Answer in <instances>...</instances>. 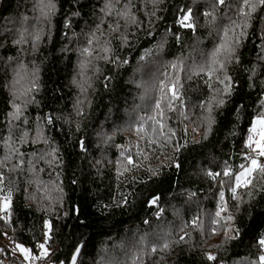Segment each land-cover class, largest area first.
<instances>
[{"label": "trees", "instance_id": "1", "mask_svg": "<svg viewBox=\"0 0 264 264\" xmlns=\"http://www.w3.org/2000/svg\"><path fill=\"white\" fill-rule=\"evenodd\" d=\"M53 2L56 12L45 19L38 7L40 0H0V39L7 37L0 46V158L8 151L9 129L25 153V161L35 160L32 152L39 154L52 148L60 157L51 167L36 161L39 179L48 186L47 195L52 200L45 198L44 185L29 183L33 174L27 169L31 165L26 163L23 172L9 174L14 189L11 223H6L0 213V243L9 258L19 264L23 261L18 249L13 252L15 243H23L39 254L35 245L43 242L44 222L51 220L54 236L50 251L55 254L52 259L56 264H68L80 245L84 247L78 264H216L206 260V252L217 256L218 264H258V257L264 254L257 244L264 234V191L259 187L250 189L253 194L249 195L240 190L241 200L233 201L228 199L231 193L227 185L222 187L205 172L221 171L226 163L236 171L250 151L245 147L248 129L264 100V20H253L237 50L238 60L227 65L226 73H219L221 79L225 74L232 78L234 88L229 96L218 94L217 90L224 86L215 79L209 87L204 75L185 77L193 66L210 60L220 40L218 30L228 26L230 16L236 18L231 0L229 6L217 10L212 24L208 23L211 18L197 13L195 31L180 28L175 22L178 9L206 8L207 0L195 4L192 0H162L155 16L151 15L153 6L146 0H132V12L140 24L125 28L124 21H120L126 41L110 31L118 17H108L101 11L105 0ZM125 3L120 0L117 7L123 8ZM260 15L264 12L257 13V17ZM97 26L101 30L96 33L98 39L111 41L110 55L115 61L94 60L100 71H87L91 86L82 94L74 83L84 79L80 64L85 58L80 53ZM21 32L27 42L17 45L14 41ZM36 33L40 34L39 41L34 39ZM161 41L166 42L158 48ZM145 50L152 52L150 63L143 72H137L138 65L145 63L140 60ZM179 60L184 61L185 68L180 73L183 106L177 103V111L167 113L168 126L176 135L170 141L151 134L141 138L135 131L141 123L139 117L145 118L146 130L153 126L148 117L154 114L159 97L153 86L164 80L165 74L174 77L177 73L170 65ZM27 67L29 71L37 68L38 74L33 77L28 70L25 72ZM18 72L25 80L14 88ZM135 77L158 78V82L144 83L140 91ZM31 79L36 80L39 90L29 94L36 102L24 109L28 123H9L13 102L21 103L23 99H17L14 92L28 87ZM145 87L151 91L141 100ZM214 95H222L226 103L215 107L213 102L214 123L209 132L203 123L207 112L199 105L204 100L211 101ZM85 96L91 104L78 116L74 104ZM47 116L54 118L52 125L46 123ZM108 121L128 122L126 128L113 124L111 129ZM37 125L43 126L49 143L21 145L17 139L20 131L28 130L34 135ZM198 133L199 138L192 140ZM150 139L157 143H149ZM81 140L86 151L79 146ZM96 148L105 160L98 156ZM125 155H132L137 166L122 168ZM57 184L62 193L52 190ZM221 190L226 191L228 211L234 217L228 226L239 230V239L227 242L226 229L211 223ZM153 197L160 198L158 206L150 203ZM161 208L163 212H158ZM196 216L201 218L202 229L191 226ZM212 228L217 229V234H212ZM9 233L16 236L15 242L8 240ZM184 233H188L185 241L177 243ZM165 242L170 247L162 250ZM153 246L157 248L155 253L151 252Z\"/></svg>", "mask_w": 264, "mask_h": 264}, {"label": "snow or ice", "instance_id": "2", "mask_svg": "<svg viewBox=\"0 0 264 264\" xmlns=\"http://www.w3.org/2000/svg\"><path fill=\"white\" fill-rule=\"evenodd\" d=\"M162 0H146V3H150L153 6V10L151 12L152 16H155V9L158 4H160ZM232 3L235 4V19L231 16L229 17V24L218 30V35L220 36L219 43L215 46L213 51L211 52L210 60L205 61L204 63L195 65L190 70V75L186 76V79H191L192 76H200L204 75L207 77L205 83L208 84L209 87H212V81L215 79L224 87L222 90H217L218 94H226L231 95L234 85L231 83L232 78L228 75H224L221 79L219 73L225 72L226 67L230 63H234L238 60L237 50L242 46L243 40L246 37L247 30L252 27V22L254 19L264 20V15H260L257 17L258 12H264V0H231ZM120 3V0H105L104 7L101 11L107 15L108 17H112L115 15L118 17L113 22V26L110 28L112 33H119L122 40H127V37L123 35L121 32V23L123 20V27H128L129 25H139L140 21L137 19L135 14L132 12V8L134 4L132 0H126V3L121 10V8L117 7ZM193 3H197V0H193ZM230 5V0H207L206 8H198L194 10L192 7H188L186 9H178V15L176 18V23L180 26V28L190 29L195 31L196 22L195 18L197 13L202 15L205 18H211L208 23H214L216 19V12L221 7H227ZM41 16L45 19H50L52 15L56 12V4L53 0H40L38 5ZM78 14V13H74ZM24 31H27L25 29ZM100 27L97 26L96 31L92 32L90 36L87 38V45L81 50V56L85 59L80 64V75L84 77L83 80L74 81L77 87L80 89L81 93H87L90 85V77L86 75L87 71L91 69L95 73H99L100 69L97 68L93 61H105V62H114L115 57L110 55L112 49L110 47L111 41L104 40L101 42L96 33L100 32ZM103 34V33H102ZM175 36V33H172ZM262 35H264V30H262ZM40 34L36 33L34 39L36 41L40 40ZM178 39V37H177ZM7 40V37H3L0 39V46ZM27 42L25 40L23 32L20 33L19 38L14 41L17 45ZM166 41H161V43L157 46L158 48H162ZM151 50H145L143 56L140 57L141 61H144V64L138 65L136 71L143 72L145 68H147L150 63L149 58L151 57ZM122 63L127 64V60H123ZM24 66L21 65V68ZM170 67L177 73L174 77H168L165 74V79L158 82V84L154 85L159 92V97L154 105V114L148 117V120L152 121V127L150 130L145 129V118L139 117L141 123H139L135 131L137 135L143 136L147 135H159L163 136L166 141H170L175 135V131L168 126L167 116L168 112H176L177 108L175 105L179 103L183 106V89L184 84L182 82V78L180 76L181 72L185 71L184 61L179 60L176 63H172ZM35 76V73H33ZM18 79L15 81L13 87L15 85H20L23 80H25V76L21 75V73H17ZM110 79V78H106ZM107 86V85H106ZM144 86V85H141ZM39 90V85L35 79L29 80V86L16 89L14 95H16L17 99H21V103L13 102L12 109L13 111L10 113L11 120L9 123L13 121H20L22 124H27V117L24 116V109L27 107L29 103H35V97L30 96V93ZM151 89L145 87V94H147ZM85 99H78V105H83L85 103ZM213 102L215 107H223L226 103L225 99L221 95V98H217L216 95L212 97V100H204L199 107L202 110L207 112V115L204 117L203 123L206 124L207 130L210 132L212 128V124L214 123V117L211 115L213 112ZM76 114L78 116L83 115V108L77 107ZM181 115L187 119V115L184 112H181ZM46 123L48 125H52L54 123V118L52 116H47ZM34 135H32L28 130H21L17 139L21 145L25 144H48L49 139L44 134L43 126L37 125V127L33 130ZM249 135L247 137L246 149H249L244 155V163H241L239 169L234 171L230 166L225 165V167L221 171H212L208 170L205 172V175L208 176L211 180L218 181L219 184L223 187L227 185V191L231 193V196L228 199L233 201H240L241 197L239 196L240 190L248 191L249 195L253 194V191H249L250 189L256 190L259 187L260 191H264V100L260 101V109L256 113L254 119L251 121V127L248 129ZM106 139H110L107 137ZM149 143L156 144L157 140L150 139ZM8 151L7 153L0 158V213H3V219L6 223H11V214H12V205H13V195L14 189L11 186V176L10 173L15 172H23L25 170L26 163L31 165L27 169L28 172L33 174L32 179L29 180L30 184L36 185H44V191L46 193L45 198L52 200L48 193V186L44 184L43 181L39 179L37 174V164L36 161H44L50 167L54 163L58 162L60 157L58 155V150L52 148L50 150L41 151L39 154L37 152H32L31 155L35 158V160L25 161L24 156L25 153L20 150L17 146L16 141L13 140V132L12 129H9V137L7 140ZM79 146L82 150L86 151L84 142L81 140L79 142ZM127 151V150H125ZM123 155V153H122ZM137 155H143V153H137ZM136 167L137 162L133 159L132 155H125L123 161L121 162V167L125 170H130L127 166ZM177 168L180 167L179 164L176 165ZM39 171L43 172L44 169H39ZM123 174V173H121ZM58 193H62L63 189L57 184L52 189ZM191 196H195V193H191ZM219 196V205L218 210L214 213V218L211 223L214 225H220L221 229H226L225 231V242L228 240L239 239V230L233 229L228 225L234 220V217L229 214L228 211V199H226V191L221 190L218 192ZM62 197H57L60 199ZM127 204V201H124ZM153 206H158L160 203L159 197H153L150 201ZM158 212H163V209H158ZM224 221L222 224L221 222ZM147 223V221H145ZM191 226L194 228L202 229V221L199 216H196L190 222ZM44 228L46 231L43 233L44 240L43 242H37L35 245L36 248L40 250L39 254H34L33 249L27 247L23 243H15V247L13 252L17 249L19 253L23 256V261L27 262V264H33L34 261L47 260L50 257H54V253L50 251V245L54 236V224L51 220L44 222ZM181 232H184V229H180ZM212 234H217V229H211ZM231 233H236L235 235H230ZM188 233H184V235L180 236L179 241L177 243H181L185 241V237ZM257 244L259 248L264 252V234L257 240ZM84 245L77 246L74 249L73 254L70 257V261L68 264H78V258L81 255V248ZM170 247L168 242L162 244V250H167ZM3 251V249H0ZM157 248L155 246L151 247V252L155 253ZM206 260L211 262L217 261V256L213 255L211 252L205 253ZM136 259H140L139 256ZM2 264V261H0ZM250 264H256V262H250ZM258 264H264V254H261L258 257Z\"/></svg>", "mask_w": 264, "mask_h": 264}, {"label": "rangeland", "instance_id": "3", "mask_svg": "<svg viewBox=\"0 0 264 264\" xmlns=\"http://www.w3.org/2000/svg\"><path fill=\"white\" fill-rule=\"evenodd\" d=\"M193 1V0H192ZM198 1V0H197ZM119 8H121V7H119ZM123 8H121V10H122ZM164 64V63H163ZM36 68V67H35ZM25 70V72H27V70H28V67L27 68H25L24 69ZM32 73V75H33V73H35V76L38 74V70H37V68L36 69H33V70H31V71H29L28 70V73ZM34 77V76H33ZM158 78H147L146 77V79L144 80V79H142V78H134V81L135 82H138V83H140L139 85H138V88L140 89V91L141 90H144V86H141V85H145L144 83H147V84H155V83H157L158 81ZM140 98H141V100H144L145 98H146V94L145 93H141V95H140ZM91 104V100L89 101V100H85V103L83 104V105H78V103L76 102L75 104H74V112H76V108L77 107H82L83 108V111L85 110V109H88V107H89V105ZM133 108H134V105H133ZM130 109H132V106H131V108ZM135 111H137L138 109H134ZM132 116H130L129 118H131ZM129 118H127V119H129ZM111 121V120H110ZM128 121H126L125 123H115V122H111V123H109V121H108V123H109V127H111V129H114L113 127L115 126V125H113V124H116L117 125V127H118V125H120L119 126V128H126L127 127V125H126V123H127ZM112 124V125H111ZM199 136H200V134L198 133V134H196L195 136H192V140H197L198 138H199ZM97 149V148H96ZM97 151H98V156H100L102 159H104L105 160V158H104V156H103V154H102V152L100 151V150H98L97 149Z\"/></svg>", "mask_w": 264, "mask_h": 264}, {"label": "built area", "instance_id": "4", "mask_svg": "<svg viewBox=\"0 0 264 264\" xmlns=\"http://www.w3.org/2000/svg\"><path fill=\"white\" fill-rule=\"evenodd\" d=\"M7 237L10 242L16 241V236L13 233H9ZM0 249H3V251H0V261H2V264H19L15 260L9 258L1 243H0ZM24 264H27V262H25ZM33 264H56V263L53 261L52 257H50L47 260V262H45L44 260H39V261H34Z\"/></svg>", "mask_w": 264, "mask_h": 264}]
</instances>
